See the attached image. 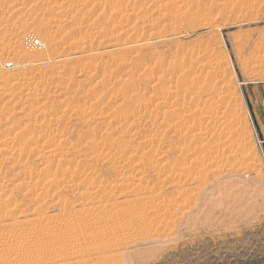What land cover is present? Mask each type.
I'll return each instance as SVG.
<instances>
[{
  "label": "rangeland",
  "instance_id": "1",
  "mask_svg": "<svg viewBox=\"0 0 264 264\" xmlns=\"http://www.w3.org/2000/svg\"><path fill=\"white\" fill-rule=\"evenodd\" d=\"M0 148V264H264V0H0Z\"/></svg>",
  "mask_w": 264,
  "mask_h": 264
},
{
  "label": "bare ground",
  "instance_id": "2",
  "mask_svg": "<svg viewBox=\"0 0 264 264\" xmlns=\"http://www.w3.org/2000/svg\"><path fill=\"white\" fill-rule=\"evenodd\" d=\"M27 57H28V56H27ZM25 58H26V57H25ZM27 62H28V63H32V61L29 60V59H28ZM172 87H173V86H172ZM172 93H173V92H172ZM195 109H196V108H195ZM197 112H198L197 115L199 114V116H200V114H201V110H197ZM197 115H196V116H197ZM201 115H202V114H201ZM131 116H132V115H131ZM135 116H136V115H135ZM218 116H219V115H218ZM197 117H198V116H197ZM128 118H129V117H128ZM128 118H127V119H128ZM199 118H200V117H199ZM207 119H208V118H207ZM217 119H218V118H217ZM217 119H216V117H214V116L209 117V120H213V121H214V120H217ZM209 120H208V121H209ZM213 121H212V122H213ZM222 121H223V120H222ZM215 122H216V121H215ZM122 123H124V122H122ZM125 123H126V122H125ZM132 123H133V122H132ZM178 125H179V124H178ZM212 125H213V124H212ZM62 128H63V127H62ZM118 128H119V127H118ZM129 128H130V127H129ZM175 129H176V128H175ZM179 129H181V128H179ZM65 130H66V129H65ZM115 130H116V129H115ZM58 132H59V131H58ZM121 132H123V131H121ZM20 133H21V132H20ZM53 133H54V132H53ZM62 133H63V132H62ZM48 137H49V136H48ZM144 138H145V137H144ZM74 147H75V146H74ZM214 147H215V146H214ZM0 149H1V148H0ZM36 149H37V148H36ZM126 149H127V148H126ZM215 149H216V148H215ZM120 151H121V150H120ZM149 151H150V150H149ZM50 152H51V151H50ZM54 152H55V150L53 151V153H54ZM62 152H63V149H62ZM94 152H95V151H94ZM54 154H55V153H54ZM60 154H61V153H60ZM63 154H64V153H63ZM114 154H115V153H114ZM114 154H113V155H114ZM124 155H125V154H124ZM132 155H133V154H132ZM152 155H153V153H152ZM142 156H143V155H142ZM146 156H147V155H146ZM59 157H60V156H59ZM92 157H93V156H92ZM63 158H64V157H63ZM98 158H99V157H98ZM92 159H93V158H92ZM149 159H150V158H149ZM129 160H130V159H129ZM149 161H150V160H149ZM167 164H168V163H167ZM49 166H50V165H49ZM167 166H168V165H166V167H167ZM50 167H51V166H50ZM70 168H71V167H70ZM46 169H47V172L50 173V171H48L49 167L46 168ZM167 169H168V168H167ZM49 170H51V169H49ZM68 170H69V169H68ZM85 170H86V169H85ZM171 170H172V169H171ZM55 171H56V170H55ZM76 171H77V170H76ZM45 173H46V171H45ZM48 173H47V174H48ZM59 173H60V171H59ZM50 175H51V174H50ZM56 178H57V177H56ZM94 188H95V187H94ZM90 190H91V189H90ZM82 203H83V202H82ZM78 207H79V206H78ZM29 219H30V218H28V216H27L26 218H23V219L20 221L21 223H19V225H21V224H22V225H27V224H29V222L31 221V219H30V221H29ZM30 223H31V222H30ZM22 225H21V226H22ZM24 227H25V226H24ZM4 242H6V241H4ZM10 243H11V242H10ZM5 244H8V243H5ZM2 245H4V243H3ZM8 246H9V245H8ZM5 248H6V247H5ZM8 249H9V247H8Z\"/></svg>",
  "mask_w": 264,
  "mask_h": 264
}]
</instances>
